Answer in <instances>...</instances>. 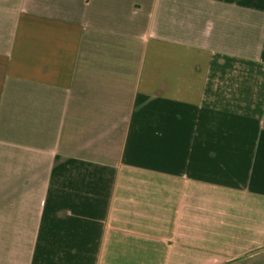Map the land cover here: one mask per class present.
<instances>
[{
    "label": "crops",
    "instance_id": "0c3cea01",
    "mask_svg": "<svg viewBox=\"0 0 264 264\" xmlns=\"http://www.w3.org/2000/svg\"><path fill=\"white\" fill-rule=\"evenodd\" d=\"M0 264H264V0H0Z\"/></svg>",
    "mask_w": 264,
    "mask_h": 264
}]
</instances>
